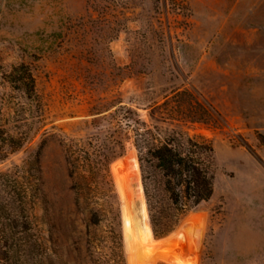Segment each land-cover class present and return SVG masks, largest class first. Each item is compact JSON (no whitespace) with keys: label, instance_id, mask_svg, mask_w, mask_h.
I'll list each match as a JSON object with an SVG mask.
<instances>
[{"label":"rangeland","instance_id":"rangeland-1","mask_svg":"<svg viewBox=\"0 0 264 264\" xmlns=\"http://www.w3.org/2000/svg\"><path fill=\"white\" fill-rule=\"evenodd\" d=\"M21 64L44 124L0 161L5 172L41 151V198L13 210L15 264H102L109 203L121 211L127 264H264V0H0V66ZM9 96L19 93L0 77V99ZM121 106L162 138L182 131L214 150L212 198L164 238L134 124L120 134L110 187L87 190L69 175L68 147L109 135ZM14 199L0 183V205ZM37 239L43 251L29 252Z\"/></svg>","mask_w":264,"mask_h":264},{"label":"trees","instance_id":"trees-1","mask_svg":"<svg viewBox=\"0 0 264 264\" xmlns=\"http://www.w3.org/2000/svg\"><path fill=\"white\" fill-rule=\"evenodd\" d=\"M0 77L13 91L19 93L18 97L0 99V161H5L32 140L33 125L38 124L36 133L41 131L44 104L37 94L36 79L30 66L21 64L9 71L0 66ZM185 94L186 91L178 92L174 97L180 98ZM167 104L165 102L156 108L161 109ZM34 113L36 116L29 118ZM112 119L116 127L109 135L95 136L94 142L87 146L68 147L69 175L79 178L87 190L102 192L105 187H110L111 163L124 153L120 134L134 124L137 127L134 129L137 137L135 144L144 172L153 232L157 238H164L176 229L188 212L212 198L213 147L209 142L190 138L182 131H174L162 138L156 127L154 130L148 128L135 111L125 106L115 110ZM22 127L28 129L23 130ZM40 155L41 151H38L23 166L15 165L12 169L0 172L2 187L8 189L15 198L11 204L2 202L0 205V220L5 222L0 227V262L15 264L23 250L13 210L30 203L32 210L35 201L41 198L40 186L36 184L41 174ZM15 202L19 203L17 207H14ZM108 206L109 210L104 216L109 219V229L104 242L109 245V252L105 254L102 264H127L121 211L114 204L109 203ZM40 243L38 239L34 241L29 246V252L41 253L43 246Z\"/></svg>","mask_w":264,"mask_h":264}]
</instances>
